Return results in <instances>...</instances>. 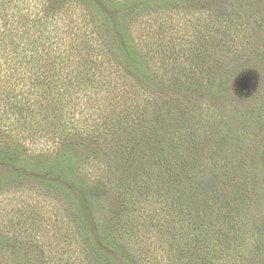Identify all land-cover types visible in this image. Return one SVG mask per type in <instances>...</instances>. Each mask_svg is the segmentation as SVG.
Masks as SVG:
<instances>
[{"label": "trees", "instance_id": "obj_1", "mask_svg": "<svg viewBox=\"0 0 264 264\" xmlns=\"http://www.w3.org/2000/svg\"><path fill=\"white\" fill-rule=\"evenodd\" d=\"M253 2L0 0V192L42 190L66 222L24 198L0 264H264V83L247 107L230 80L264 74Z\"/></svg>", "mask_w": 264, "mask_h": 264}, {"label": "rangeland", "instance_id": "obj_2", "mask_svg": "<svg viewBox=\"0 0 264 264\" xmlns=\"http://www.w3.org/2000/svg\"><path fill=\"white\" fill-rule=\"evenodd\" d=\"M254 1L255 2L252 4V10L255 9V11L252 13L249 12L250 16L246 18V22L252 27H254L258 21L262 23V17H264V0ZM248 11H250V9ZM140 18L139 22H135L131 36L134 37L135 42H137L139 46L144 49L143 51L146 52V48L148 46L147 42H149V45L151 46V14L143 12ZM248 36V42H250L248 43V46L251 45V49H253L255 45L256 47H259V49H264V38L261 37L262 31L260 35L254 36L249 34ZM241 43H243V41ZM241 43H238L237 48L235 47V50H233V54L236 55L238 60L243 59V56H245L241 55L243 54L241 50L243 45ZM244 52L247 53V51ZM239 55L241 57H238ZM241 63L242 60L237 61V65L239 66L235 67L234 62H232L231 67L235 69L232 70V77L230 79L232 81L231 88L232 91H235L238 94L237 96H241V99L243 100L242 102H239L241 100L240 99L238 103L249 107L254 105L260 98L261 94L258 95L257 91L259 90L258 87H261L264 83V74L259 71L258 67L253 62L248 65H241ZM254 150H257L259 151L258 153H260L257 161V168L259 170V175L261 176V186L264 190V147L259 149V146H254ZM9 171H11V167L0 161V175L7 174ZM24 198H28L32 204L34 203V207L36 205L39 206L36 207H38L41 214L47 216V220H45L46 222H54V214H57L59 216L57 221L66 223L63 218V204H60L53 196L44 193L42 190H32L28 186L20 185V183L13 184L11 189H6L0 192V223L3 219L2 215L15 217L14 214L20 209L21 201L24 200ZM47 227H49V225ZM80 252L81 251H78L77 249L74 256H77ZM64 253H67L66 249ZM58 258H60V256H58ZM60 259L64 260L65 258L62 259L61 257Z\"/></svg>", "mask_w": 264, "mask_h": 264}]
</instances>
